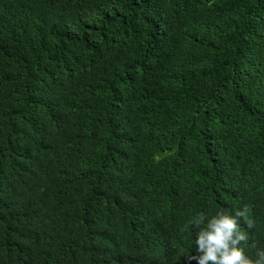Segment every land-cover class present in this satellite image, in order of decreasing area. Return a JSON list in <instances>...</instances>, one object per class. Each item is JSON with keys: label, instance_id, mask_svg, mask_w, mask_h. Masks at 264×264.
<instances>
[{"label": "trees", "instance_id": "1", "mask_svg": "<svg viewBox=\"0 0 264 264\" xmlns=\"http://www.w3.org/2000/svg\"><path fill=\"white\" fill-rule=\"evenodd\" d=\"M245 206L254 257L264 0H0V264H188Z\"/></svg>", "mask_w": 264, "mask_h": 264}, {"label": "clouds", "instance_id": "2", "mask_svg": "<svg viewBox=\"0 0 264 264\" xmlns=\"http://www.w3.org/2000/svg\"><path fill=\"white\" fill-rule=\"evenodd\" d=\"M248 208L232 215L227 210H222L214 215L208 216L201 212L190 220L182 231L189 226L196 229L194 255L187 257L188 264L193 261L196 264H264V248H256L254 257L246 254L241 247L247 243L248 237L244 229L239 225V218H246ZM251 223L248 228L251 229Z\"/></svg>", "mask_w": 264, "mask_h": 264}]
</instances>
